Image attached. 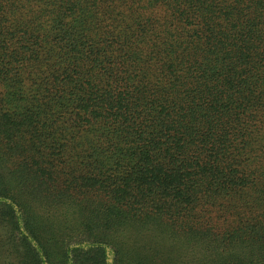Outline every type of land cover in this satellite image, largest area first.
I'll return each mask as SVG.
<instances>
[{
	"label": "trees",
	"instance_id": "obj_1",
	"mask_svg": "<svg viewBox=\"0 0 264 264\" xmlns=\"http://www.w3.org/2000/svg\"><path fill=\"white\" fill-rule=\"evenodd\" d=\"M0 264H264V0H0Z\"/></svg>",
	"mask_w": 264,
	"mask_h": 264
}]
</instances>
